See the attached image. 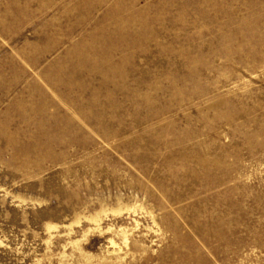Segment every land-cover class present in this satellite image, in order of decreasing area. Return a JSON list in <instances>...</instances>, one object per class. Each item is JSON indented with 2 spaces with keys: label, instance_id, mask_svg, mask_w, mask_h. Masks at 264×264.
Segmentation results:
<instances>
[{
  "label": "rangeland",
  "instance_id": "1",
  "mask_svg": "<svg viewBox=\"0 0 264 264\" xmlns=\"http://www.w3.org/2000/svg\"><path fill=\"white\" fill-rule=\"evenodd\" d=\"M0 264H264V0H0Z\"/></svg>",
  "mask_w": 264,
  "mask_h": 264
}]
</instances>
